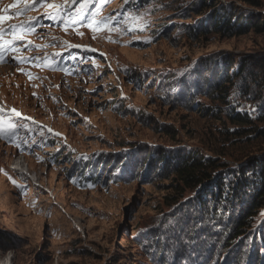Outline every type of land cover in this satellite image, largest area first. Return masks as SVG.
<instances>
[{"label": "rangeland", "instance_id": "obj_1", "mask_svg": "<svg viewBox=\"0 0 264 264\" xmlns=\"http://www.w3.org/2000/svg\"><path fill=\"white\" fill-rule=\"evenodd\" d=\"M25 1L42 25L23 63L0 67L13 125L0 134V264H264V207L225 245L233 199L206 213L195 190L167 206L172 182L153 175L154 156L217 158L223 143L225 185L264 162V137L225 138L232 111L264 132V0H207L200 16L202 0ZM215 13L261 28L215 34ZM230 62L243 70L221 101L209 85Z\"/></svg>", "mask_w": 264, "mask_h": 264}, {"label": "trees", "instance_id": "obj_2", "mask_svg": "<svg viewBox=\"0 0 264 264\" xmlns=\"http://www.w3.org/2000/svg\"><path fill=\"white\" fill-rule=\"evenodd\" d=\"M214 6L210 5L208 1L202 0L201 9H199V15L205 13L206 11H212ZM232 14V13H231ZM232 18H224L214 14L212 21H210V28L215 34H224L227 32L230 36H240L246 34L251 29L259 31L261 25L259 22H249L248 25L243 26L240 20H236L232 23ZM231 66V67H230ZM227 68L229 69V74L223 75L221 79L222 82L210 83L209 87L213 96H218L221 101L224 100L227 94V87L236 79L240 72L243 70L242 67L237 69L234 73L232 70V63L230 62ZM217 71V68L216 70ZM227 71V69L225 70ZM211 93V94H212ZM210 94V95H211ZM229 123L234 126L232 132L226 131L225 138L228 141H238L239 139H244L248 142L249 134L257 133L258 138L264 137V132L256 129L254 132L251 130L253 127L252 121L248 120L244 115L239 113H232L228 117ZM262 123V122H260ZM254 128V127H253ZM226 144L220 147V151H213L217 158H207L201 153L194 155L192 153L179 155L174 162H169L171 160L170 156H160L156 158V162L162 164L161 169L154 168L153 175L156 177H163L164 180H170L172 183L169 185V190L171 191L168 195L172 198L168 199V195L165 197L167 206L174 205L179 202L187 191L198 190V197L196 199L198 205L203 212H210L211 205L218 207V209L223 208L225 205L230 206V201L233 199L235 201L234 205L231 207L232 210L237 207L239 210L238 218L232 223L230 228L231 239L225 241V245L232 244L233 240L244 236L249 229L252 227L253 218L256 215L255 212L259 211L264 207V162L256 161L247 165V169L243 171H236L237 176L233 184L225 185L221 172L227 169L228 166L221 163L220 159L226 157ZM152 153L147 152L146 156H150ZM123 159V158H122ZM129 160L126 159V163ZM122 162H124L122 160ZM111 165V164H110ZM109 165V166H110ZM153 166L150 162L148 166ZM108 169V167H107ZM98 171V170H97ZM166 172V174H164ZM247 172H249L247 174ZM94 177V176H93ZM99 177L97 176L98 181ZM171 178V179H170ZM226 187L231 191L229 195H226ZM229 196V197H228ZM244 201V203H243ZM209 204V205H208ZM160 236V234H159ZM158 236V238H159ZM154 241L156 239H153ZM2 242L8 243L5 235L0 234V244ZM3 250L0 247V251ZM158 255L162 253V248L157 245Z\"/></svg>", "mask_w": 264, "mask_h": 264}, {"label": "snow or ice", "instance_id": "obj_3", "mask_svg": "<svg viewBox=\"0 0 264 264\" xmlns=\"http://www.w3.org/2000/svg\"><path fill=\"white\" fill-rule=\"evenodd\" d=\"M41 3H47V0H40ZM48 7L49 8H52L53 5L52 4H48ZM4 19V17H0V21H2ZM22 27V26H21ZM5 33H0V61L3 60V53L5 51V42L3 41V35ZM11 34L13 36V41H9L7 42L8 44V48L9 49H13L15 47V40L18 39L19 37H17V34H16V29L13 28L11 30ZM20 35L22 36L23 33L21 32ZM14 111V110H13ZM17 116H19L20 114L19 113H15ZM6 127L8 129H11L13 127V125L11 123L7 124V126H5L4 122H3V119L0 118V134H3L6 130Z\"/></svg>", "mask_w": 264, "mask_h": 264}, {"label": "bare ground", "instance_id": "obj_4", "mask_svg": "<svg viewBox=\"0 0 264 264\" xmlns=\"http://www.w3.org/2000/svg\"><path fill=\"white\" fill-rule=\"evenodd\" d=\"M15 170H17V171H19V169L18 168H15ZM19 173V172H18ZM22 175V174H21ZM8 259L7 260H4V261H2V264H8Z\"/></svg>", "mask_w": 264, "mask_h": 264}]
</instances>
